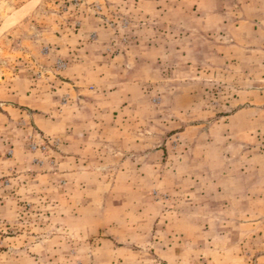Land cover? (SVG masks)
Masks as SVG:
<instances>
[{
    "label": "rangeland",
    "instance_id": "374dc122",
    "mask_svg": "<svg viewBox=\"0 0 264 264\" xmlns=\"http://www.w3.org/2000/svg\"><path fill=\"white\" fill-rule=\"evenodd\" d=\"M0 264H264V0H0Z\"/></svg>",
    "mask_w": 264,
    "mask_h": 264
}]
</instances>
